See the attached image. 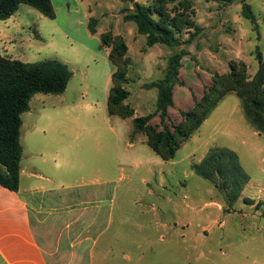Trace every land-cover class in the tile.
I'll use <instances>...</instances> for the list:
<instances>
[{
    "label": "rangeland",
    "instance_id": "obj_1",
    "mask_svg": "<svg viewBox=\"0 0 264 264\" xmlns=\"http://www.w3.org/2000/svg\"><path fill=\"white\" fill-rule=\"evenodd\" d=\"M189 1L195 11L192 20L203 30L191 43L176 48L147 46L137 24L124 20V12L134 4L130 0H96L91 2L93 15L83 7L80 14L59 10L54 19L22 4L14 18L0 20L1 55L25 63L57 59L73 72L63 94L34 95L30 110L23 114V165L38 172L31 182L46 189L42 197L47 208L82 203L89 212H98L101 235L94 264H187L182 262L187 250L193 256L190 264H214L209 251L218 252L219 262L227 252L229 264L241 263L236 249L242 248L244 236L257 229L264 233V218L255 219L264 209L257 212L243 201L246 196L264 200V135L254 130L244 112L241 119L231 105L226 108L223 130L215 135L216 144L237 149L255 185L230 212L224 195L191 167L211 133L189 140L174 159L165 161L143 135L130 144L133 118L108 113L114 66L101 44L106 32L123 36L129 47L126 104L138 117L155 112L158 90L145 84L164 77L166 69L160 70L175 53H189L186 57H194L212 77L228 73L232 60L246 63L249 75L257 73V46L264 58V0H246L257 18L259 36L242 15L241 0ZM90 19L97 21L96 34L89 31ZM188 38L185 33L183 39ZM23 182L26 186L27 180ZM26 196L36 208V195ZM219 204L225 205L224 211ZM222 232L224 240L219 237ZM78 260L67 253L57 262H82Z\"/></svg>",
    "mask_w": 264,
    "mask_h": 264
},
{
    "label": "trees",
    "instance_id": "obj_2",
    "mask_svg": "<svg viewBox=\"0 0 264 264\" xmlns=\"http://www.w3.org/2000/svg\"><path fill=\"white\" fill-rule=\"evenodd\" d=\"M225 1L232 3L236 0ZM176 2L152 0L148 5L134 2L133 9L124 12V20L137 24L139 34L147 38L148 47L164 44L176 48L189 44L203 29L192 20L195 14L193 3L189 0ZM22 4L34 7L49 19L56 17L51 0H0V20L11 18ZM241 4L243 17L251 22L259 36L257 18L251 5L246 0H241ZM96 24L95 19H90L88 28L91 34H96ZM185 33L189 34L187 40L183 39ZM101 44L109 50V60L114 66L108 113L122 119L133 118L134 133L131 140L137 135L145 136L147 144L163 160L174 159L182 145L200 129L230 93L240 98L245 116L255 131L264 135V58L259 46L256 47L259 69L254 76L248 74L246 63L230 61L229 72L213 75V83L204 96L196 101L191 110L182 112L183 120L178 124H168L166 120L169 118V108L173 106V89L175 85L181 84L179 74L182 59L189 53L182 51L170 56L164 77L160 81L145 84V88L158 90L157 108L152 114L134 117L135 110L126 104L130 96L126 88L130 82L129 47L123 36L111 32L101 34ZM72 76L68 65L57 59L25 63L0 54V185L19 191L23 157L22 116L30 110L32 98L39 93L63 94ZM155 116H159L161 127L152 124ZM191 167L198 176L210 181L224 195L227 212L234 208L250 181L238 153L227 147L211 148L199 163H193ZM243 201L249 206L256 203L247 197ZM262 205L258 202L256 209L260 210Z\"/></svg>",
    "mask_w": 264,
    "mask_h": 264
},
{
    "label": "crops",
    "instance_id": "obj_3",
    "mask_svg": "<svg viewBox=\"0 0 264 264\" xmlns=\"http://www.w3.org/2000/svg\"><path fill=\"white\" fill-rule=\"evenodd\" d=\"M51 1L57 15L59 10L66 12L67 15L73 12L77 14L84 13L83 7L88 10V15H93L91 2L96 0ZM136 2L140 3L138 0ZM129 9L132 10L133 5ZM194 59L192 56H185L182 59V68L179 74L181 84L175 85L173 89V106L169 108V118L166 120L168 124L180 123L183 120L182 112L191 110L196 101L204 96L207 88L213 83L212 74L209 71L201 70L197 60L195 59L194 62ZM166 68L167 65L163 66L160 71L163 72ZM234 94H228L212 111L200 129L189 139L197 140L201 134L211 133L203 154L193 163H199L213 147H227L237 152V149L232 146L216 144L217 137H215L223 130V125L221 126L222 116L225 109L229 108L230 105L232 106V113H238L240 118H243L241 102L234 97ZM134 117H138L136 110ZM152 121L153 125L161 127L159 116H155ZM136 138L130 141L131 145H133ZM36 176L39 175L35 167L30 169V167L24 166L22 157L19 191H12L0 185V264H63L58 263L57 260L60 256L67 255V253L80 257L78 261L82 262L77 264H94L95 248L101 235L98 212L96 214L89 212V209L84 207L82 203L47 208V199L42 197L46 189L43 187L38 188V186L34 187L31 182ZM24 179L27 180L26 186L23 182ZM251 187H255V185H253L250 178L243 193L245 194L247 189ZM28 193L36 195V208L31 206L29 197L26 196ZM37 194H39L38 198ZM251 199L256 201L255 205H251L252 210L258 212L264 209L263 199ZM258 202L263 203L260 210L256 209ZM223 206L225 205L219 204L221 210H223ZM262 213L261 216H256L255 219L264 218ZM49 217L53 218L49 219ZM220 225L223 226L224 222ZM84 226H87V228L85 229ZM219 237L224 240L226 235L222 232ZM242 242V248L238 247L236 249L237 259L242 260V262L234 264H264V233L257 229V231L245 235ZM182 255L184 256L182 262H187V264L192 262L193 256L189 250ZM209 255H214V264H229L226 257L227 252L224 254L223 262L222 260L219 262L215 258L218 255L217 251H209Z\"/></svg>",
    "mask_w": 264,
    "mask_h": 264
},
{
    "label": "water",
    "instance_id": "obj_4",
    "mask_svg": "<svg viewBox=\"0 0 264 264\" xmlns=\"http://www.w3.org/2000/svg\"><path fill=\"white\" fill-rule=\"evenodd\" d=\"M131 1V3H134V0H130Z\"/></svg>",
    "mask_w": 264,
    "mask_h": 264
}]
</instances>
